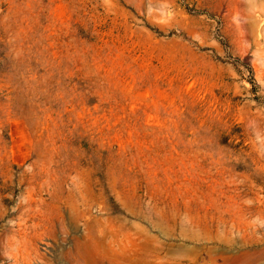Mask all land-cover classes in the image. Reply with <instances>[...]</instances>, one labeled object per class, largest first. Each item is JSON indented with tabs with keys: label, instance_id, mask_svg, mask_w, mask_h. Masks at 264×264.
Returning <instances> with one entry per match:
<instances>
[{
	"label": "rangeland",
	"instance_id": "1",
	"mask_svg": "<svg viewBox=\"0 0 264 264\" xmlns=\"http://www.w3.org/2000/svg\"><path fill=\"white\" fill-rule=\"evenodd\" d=\"M261 6L0 0V264H264Z\"/></svg>",
	"mask_w": 264,
	"mask_h": 264
},
{
	"label": "bare ground",
	"instance_id": "2",
	"mask_svg": "<svg viewBox=\"0 0 264 264\" xmlns=\"http://www.w3.org/2000/svg\"><path fill=\"white\" fill-rule=\"evenodd\" d=\"M261 7H262L263 10L261 9ZM261 7H260L261 12H259V13L263 14L264 12H262V11H264V8H263V6H261ZM262 19H264V18H262ZM262 19L260 20V18H258V17L256 19V26L258 27V31H259L260 34H262V31H264V29H263L264 28L263 27L264 25L262 26V24H263V22H262L263 20Z\"/></svg>",
	"mask_w": 264,
	"mask_h": 264
}]
</instances>
